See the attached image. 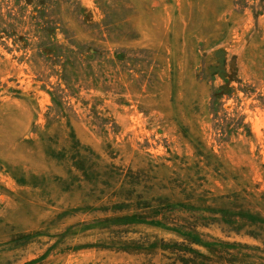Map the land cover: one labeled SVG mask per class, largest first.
Here are the masks:
<instances>
[{"label":"rangeland","instance_id":"374dc122","mask_svg":"<svg viewBox=\"0 0 264 264\" xmlns=\"http://www.w3.org/2000/svg\"><path fill=\"white\" fill-rule=\"evenodd\" d=\"M68 1L0 0L83 53L0 35V264H264V0Z\"/></svg>","mask_w":264,"mask_h":264},{"label":"trees","instance_id":"16d2710c","mask_svg":"<svg viewBox=\"0 0 264 264\" xmlns=\"http://www.w3.org/2000/svg\"><path fill=\"white\" fill-rule=\"evenodd\" d=\"M75 6H77L76 0L68 1L69 8H74ZM72 11H77V10L72 9ZM37 12L39 13V15L37 17L35 16L33 17L34 23H36L37 28L35 29L34 32L28 33L26 31L24 32L21 30L22 29L21 26H23L25 22L18 21V17L16 16L13 8L10 7L9 13L0 11V35H4V37H6L7 39H11L15 45L19 46L20 49L32 51L33 57L43 56L42 48L47 47V50L49 51L48 53L49 56L58 58L61 62L60 66H63V68H66L68 64H74V62H80V61L82 62L83 53L79 52L80 46L78 42L70 38L67 35L66 31H62V33L65 35L66 41L63 43L59 42L57 37V30L60 29V26L55 25L54 27L51 26L48 27L47 22L44 23L42 21L43 19L40 20L41 13L39 11ZM7 15L9 16L10 19L6 18ZM11 21H13V23ZM34 23L32 24V26H34ZM13 24H17L18 27H15ZM47 29H51L52 34L50 33L49 37H47V35H45L44 33V31ZM45 39H47L49 42L46 46L43 44L45 42ZM48 54L46 55L48 56ZM33 59H31V61L34 62ZM108 60H112V59H109L108 57L106 61ZM62 79L65 82L67 81V79L64 76H62Z\"/></svg>","mask_w":264,"mask_h":264}]
</instances>
